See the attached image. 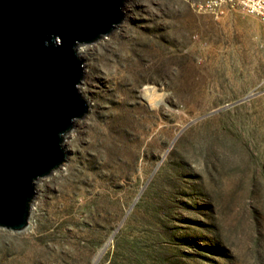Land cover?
Instances as JSON below:
<instances>
[{
	"label": "rangeland",
	"instance_id": "rangeland-1",
	"mask_svg": "<svg viewBox=\"0 0 264 264\" xmlns=\"http://www.w3.org/2000/svg\"><path fill=\"white\" fill-rule=\"evenodd\" d=\"M196 1L79 46L88 111L0 264H264V23Z\"/></svg>",
	"mask_w": 264,
	"mask_h": 264
},
{
	"label": "water",
	"instance_id": "water-1",
	"mask_svg": "<svg viewBox=\"0 0 264 264\" xmlns=\"http://www.w3.org/2000/svg\"><path fill=\"white\" fill-rule=\"evenodd\" d=\"M126 0H0V228L24 231L36 181L67 159L88 111L78 48L110 35Z\"/></svg>",
	"mask_w": 264,
	"mask_h": 264
},
{
	"label": "built area",
	"instance_id": "built-area-1",
	"mask_svg": "<svg viewBox=\"0 0 264 264\" xmlns=\"http://www.w3.org/2000/svg\"><path fill=\"white\" fill-rule=\"evenodd\" d=\"M193 7L199 13L224 15L228 11L241 10L264 23V0H197Z\"/></svg>",
	"mask_w": 264,
	"mask_h": 264
},
{
	"label": "bare ground",
	"instance_id": "bare-ground-1",
	"mask_svg": "<svg viewBox=\"0 0 264 264\" xmlns=\"http://www.w3.org/2000/svg\"><path fill=\"white\" fill-rule=\"evenodd\" d=\"M83 51L80 52V54H82ZM80 92V91H79Z\"/></svg>",
	"mask_w": 264,
	"mask_h": 264
}]
</instances>
